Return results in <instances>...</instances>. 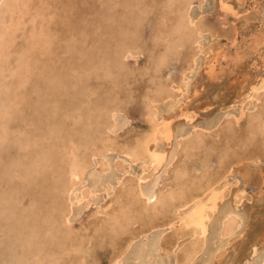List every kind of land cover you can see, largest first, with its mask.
Segmentation results:
<instances>
[{"label": "rangeland", "instance_id": "obj_1", "mask_svg": "<svg viewBox=\"0 0 264 264\" xmlns=\"http://www.w3.org/2000/svg\"><path fill=\"white\" fill-rule=\"evenodd\" d=\"M29 1H31V0H28V1L26 0V4L28 3L27 6L21 8V9H23V18L18 20L17 24L15 23L13 25L14 27L12 29H17V30L13 31L14 34H12V32H11L12 36H14V38L11 36V38L14 39L13 44H12V48L14 50L21 49L22 45H24L27 42V40H29V41L31 40L30 39V37H31L30 35L32 34L31 32H33L32 35H36L35 39H36V42L39 43V45L37 44L34 46V48L33 47L29 48V51H31V52H29L28 54L30 56L28 54L25 55L27 58L29 56V59L26 60V63L30 64L29 67L32 66L31 70H30L31 73L29 72L30 73V79L29 80H31V81H29L30 83L26 84L25 90H24L25 95H28V96H23L25 98L24 101L26 102V104L24 102H22V105H23L22 111L19 108L18 110H20L21 112L19 111L18 113H15L16 116L13 113L15 109L11 108L14 106L13 103L16 100L15 101L11 100V101H13L12 104H9V102L11 103L10 100L6 101V100H8V99H6V97H8V96L12 97L11 95L14 92H16V90H14V89H16L17 87H16L14 81L11 82V80H14V78L11 79L12 77L10 78V76H7L4 79H2V77H0V81H2V82H0L1 83L0 84V90H1L0 101L2 102L4 99H6L2 103L0 102V106H1L0 107V124H1L0 125V131L2 130L0 133V147H1L0 148V151H1L0 152V155H1L0 156V161H1L0 162V198H2V201L0 200V203H1L0 206L4 205L5 207H8V208H5V207L3 208V206H2V208L0 207L1 210L3 209L2 212H0V220L2 219V221H0V223H1L0 224V235H3V233H5L7 236L6 237L4 234V236L0 237V250H1L0 251L1 252L0 253V256H1L0 260H2L0 264H16V263L17 264H37L38 258H39V257H37L38 254H40L42 256L40 258H43V256H44L43 260L44 261L46 260V262H49V264H65V263L66 264L67 263L68 264H82V259L84 260L83 264H113L112 259L118 256V253L122 249V246L126 245L127 242H134V243H132V245L130 246L131 248L128 251H126L123 254V256L119 257L120 258L119 262H121L120 264H163V263L164 264H166V263L173 264V263H175L174 262L175 259H174L173 255H166L165 252L161 254L160 252L156 251V242L154 243L155 238L157 239L159 235L160 236L163 235L164 238L162 240V244L165 243L164 244L165 247H168V246L170 247V246L174 245L175 246L174 248H176L179 246L178 248H180L179 249L180 250V252H179L180 257H181V255H183V252H185V248L188 245L190 240L187 241L188 236H185L186 238L185 237L182 238L184 241L183 243H182L181 239L177 240V236L174 233V232H176L174 229L178 228L177 219L176 220L173 219L174 222H176V224L174 223V225H176V226L173 229L170 230L167 227L168 223L171 221V217L174 218V215H173L174 212L173 211L172 212L170 211L168 213L169 215L167 214V211H169V210H167L165 213H161V215H160V213L159 214L156 213V214L147 216V215H145L146 212L143 211V209H141L142 208L141 205L143 204V202L138 201L136 198H133L130 195L128 197H126L125 195H124V197H123V195L119 197V195H118L117 200L124 201L130 207L132 214H130L131 217L129 216L130 218L128 217V219L126 221H124V222L122 221V224L115 223L112 225L111 224L113 222V220H112L110 223V226H108L104 221L105 215L108 212L111 213L114 210H118V207H120L122 203L120 201L121 204L119 206L113 205L111 208L110 207H109V209L107 208L106 209L108 211L107 213L104 212L103 208H104L105 204H107L111 199L113 200L115 198L116 194L120 191L119 185H125V186L126 185L127 186L128 185H137L136 182H137V179L140 175L144 176L146 178V180H143V185H141L142 188L144 187V189H143L144 191H147L148 189H150L152 187L151 186L152 182H150V180L153 181V179H155V178H151V177L152 176L155 177L159 173H160L159 175L162 174L161 175L162 178H160V179L163 180V182L159 183V185L160 184L161 185H169V184H173L174 182L179 183L180 181H183V180H181V177H178L175 174H173L175 169H177V170L181 169L180 168L181 167L180 165H182L181 162H183V161L186 162L185 163L186 164V166H185L186 170L188 168L192 169L193 166H198V164H196V161H195L197 159L196 155L191 154V156H189V158L183 159L184 148H185V145L187 143H185L181 140L183 139V137H185L187 135L194 134V132H192L191 130H193V131L195 129L200 130L202 128L208 127V124H209V126H212L216 122H218V120L222 116H224L225 119L227 117H228L227 119H229V118L232 119L234 115L238 114L240 108H243V107L246 110H247V108H250L249 110L250 111L253 110L254 114L257 111L260 113L264 109V93L259 96V97H261V100L259 99L258 101L255 98L252 99V98H248V96H247L251 92L250 87L255 85L256 83H259L262 79H264V0H223L224 2H226L228 4V7L230 8V10H228V11L225 10V8H223L221 6L220 0H203V1L202 0H177V2H175L176 0H174V1L173 0H125L127 2H125L124 0H89V1L88 0H46L47 2L45 0H39V3H38V0H32L31 2H29ZM29 4H31V5H29ZM167 4H169V5H167ZM187 4H188V7L186 9ZM71 5H73V6H71ZM41 6H42V8H41ZM40 8L43 10H41ZM166 8H168V9H166ZM2 9L4 10V8L0 7V17L2 15H4V13L2 12L3 11ZM129 9H130V11H129ZM32 10H33V12H31ZM70 10H72V11H70ZM233 10H235V11H233ZM38 11H39V13L40 12L41 13L40 14L37 13ZM232 11L235 13H233ZM167 12H168V14H167ZM35 13L37 15H35ZM165 14H167V15H165ZM115 15H116V17H115ZM4 16H6V15H4ZM184 16H185V21L187 20L185 22V24L183 21H180L181 19H184ZM124 18H126L128 20H125V22H124ZM189 18H191V19H189ZM198 18L200 19L201 24H199ZM119 19H121V20H119ZM189 20L190 21L193 20L192 21L193 23L189 24ZM196 20L198 22H196ZM120 21H121V25H120ZM113 22H115V24ZM178 22H180V23H178ZM113 24H114V26H113ZM176 24H178L179 27H177L178 25L176 26ZM115 25H117V26H115ZM180 25H183L182 27L186 26L183 29L189 30V28H190L189 31L191 33L189 32L187 35L186 34L187 31L185 33L182 32L181 36L179 35V37H178L177 32H179L180 29H182V27H180ZM19 26H20V29H19ZM194 26H196V27H194ZM117 27H118V29H117ZM172 27L174 30L172 29ZM175 27H176V30H175ZM40 28H42V29H40ZM196 28L202 29V30L204 29V30H203V32H202V30H198V31L194 30ZM21 30L23 32L24 31H26V32L22 33ZM193 30H194L195 34L194 33L192 34ZM213 30H214V32H212ZM27 31H29V34ZM93 31H94V33H93ZM172 32L175 33L176 35L173 34ZM163 33L167 34V36H168V33L170 34L167 41L162 39L161 35ZM222 33H223V36L219 35ZM19 34H20V36L17 37ZM38 34H40V36ZM41 34H43L44 36ZM48 34H50L49 37H51V38L48 37ZM182 34H183V37H182ZM197 34L198 35L200 34L201 36H198ZM186 36H188V37H186ZM47 37H48V39H47ZM40 38H41V40H40ZM52 38H53V40L50 41ZM42 39H44L45 41ZM59 39H61V40H59ZM191 39H193V40H191ZM54 40L56 41V43L54 42ZM188 40H190V41H188ZM22 41H24L25 43L24 42L22 43ZM163 41H165L166 43ZM192 41H193V43H192ZM42 42H43V44H41ZM98 42H100V44ZM168 42H170V43H168ZM190 42H191V44H190ZM45 43H47V44L45 45ZM48 43H49V45H48ZM195 43H196V45H195ZM113 44L115 45V47H117L116 49H115V47H113L114 46ZM161 44H162V47H161ZM165 44H166V46H165ZM192 44H193V46H192ZM57 45L60 46V48ZM108 45H110V46H108ZM179 45H180V47L182 46L181 47L182 49L179 47ZM55 46H57V47L55 48ZM164 46L165 47L168 46V48H170V49L172 48V52H168L167 62L165 63V65H162L160 67V69L157 70V69H155L156 66L154 64H155V61H156L158 55H161L163 53L166 54V52H164ZM191 46H192V49H191ZM102 49L104 50V52H102L103 51ZM128 49L132 50V51L136 50L135 52H138V53H135L133 56H130V55L126 56ZM37 50L40 52V54H38L39 52ZM100 50H102V51L100 52ZM116 50H119V51H116ZM190 50H192V51H190ZM113 52H115L118 55H116L115 53L113 54ZM50 54H51V56H50ZM124 54H125V56H123ZM169 55H170V57H169ZM22 56H20V57H22ZM125 57L127 59H125ZM30 58L32 60H30ZM77 58H78V60H77ZM12 60L13 59H11V61ZM50 60H52L53 62L51 63ZM100 60H101V62H100ZM102 60H103V62H102ZM211 60H212V62H211ZM215 60H216V62L214 63ZM84 62H85V64H83ZM207 62L210 64H208ZM33 63L37 64V65H33ZM113 64H114V66H113ZM148 64L149 65L151 64V65L149 66ZM46 65L48 67H46ZM210 67H213L215 70V73H216V74H214V77H212V78L211 77L209 78L208 73H207ZM82 68H83V70H82ZM101 68H102V70H101ZM109 68H111V69H109ZM119 68L121 70L124 68V70L121 71ZM185 68H186V70H185ZM190 69L192 72L190 71ZM125 70H128V71H125ZM49 71L52 74H50ZM37 72H39V75L37 74ZM127 73H128V75H127ZM182 75H184V76H182ZM167 76H169V77H167ZM172 77L174 80L172 79ZM64 78H66V79H64ZM56 79H58V80H56ZM50 80H51V82H50ZM155 80L156 81L159 80V81L156 82ZM110 82H112L113 84ZM9 83H11V85ZM88 83L90 86L88 85ZM6 84H8V85H6ZM110 84H112L111 86H113V87H110ZM167 84H168L169 88L167 87ZM161 85L163 87H166L167 90L170 89L169 90L171 92V94L169 95L170 98H165V99L163 98L164 95H163V93H161V90L163 89V87ZM178 86H180L182 89L177 90ZM187 86H188V88H187ZM8 87H10V88H8ZM71 88H74V89H71ZM110 89L113 91H110ZM28 90H32V91H28ZM50 90L55 91V92L52 91L54 96L51 94ZM68 90H69V92H68ZM71 90H73V91H71ZM181 90H183V91H181ZM10 91H14V92H10ZM58 91H60L61 93ZM107 91H109V92H107ZM172 92H174L175 94H173ZM31 93H32V95L34 94L33 96H36V97H34L35 99L32 98L33 96L31 97ZM44 93H46V94H44ZM92 93H93V95H92ZM106 93L111 94V95L108 94L109 96H111V98L108 95H106ZM47 94L50 95L51 97H49ZM62 95L65 97L62 98L63 97ZM43 96H45V97L48 96L47 98H49V99L42 98ZM57 96L58 97L61 96L62 99L59 97V100H57L58 99ZM117 96H118V98H117ZM178 96H179V98H178ZM106 97L109 99L107 100ZM114 97L116 100L114 99ZM68 98H70V99H68ZM181 98H182V100H181ZM42 99H43V101H42ZM44 99L46 101H44ZM245 99H246V101H245ZM152 100L154 101L153 105L151 104ZM35 101H37V102H35ZM77 102L78 103L80 102V103L78 104ZM88 102H89V105H88ZM254 102H256V103H254ZM30 103H31V105H29ZM40 103H42V104H40ZM47 103H48V105L50 104L51 106H53L52 109L54 108L55 111L51 109V106L50 107L46 106V107L50 108V109L48 108V110L46 111L45 109H47V108L44 107V105H46ZM55 103H57V104H55ZM98 103L100 105H98ZM34 104H37V106L35 108V109H38L37 113L38 114H40L39 112L44 113L43 110H45V114L48 115L47 116L48 118L42 119L43 117H41V116H44L45 114H42V115L40 114V117L38 119L39 122L34 123L33 121H35V120L38 121L37 120L38 115H36L37 113L34 109V107H35ZM80 104H82V106H84V107H82ZM85 104H86V106H85ZM126 104H128V105H126ZM176 104H178V105H176ZM8 105H10V106H8ZM60 105H61V107H60ZM67 105H69V106H67ZM126 106H128V107H126ZM172 106H174V108H175L174 110H172L173 109ZM8 107H9V109H8ZM27 107L31 108L32 111L29 108L27 109ZM62 107L63 108L66 107L65 109H67V110L69 107L68 112H67V110L63 109ZM71 107H73V108H71ZM141 107L143 108L144 111L142 110ZM252 107H254V108L252 109ZM61 108L63 109L64 113L61 111L62 110ZM96 108L97 109L100 108V110H97ZM102 108L105 110H103ZM255 108H256V110H255ZM2 109L4 112L2 111ZM10 109H13V110H10ZM49 110H52V111H49ZM59 110L61 111L60 112L61 114L58 112ZM87 110H89V112ZM96 110L99 113L94 114V112H97ZM151 110L155 114L154 121L151 118L152 117L151 116ZM179 110H183V111L187 110L186 112H188V114H190L192 116L191 119H193V118L194 119L193 120H185L184 117H182V116L180 117V114H179L180 111ZM249 110H247L246 112H249ZM26 111L28 112V114ZM53 111H54V114H53ZM74 111H75V113L76 112H78V113L75 114ZM100 111L102 113H100ZM31 112H34L35 114L31 113ZM65 112H67V113H65ZM140 112H143V113H140ZM21 113H22V115H21ZM107 113H109V116ZM25 115H26V117H24ZM46 115L44 117H46ZM82 115L84 117L87 115L86 120H83L84 117L81 118ZM143 115H144V117H142ZM169 115H173V116H169ZM27 116H30V118ZM32 116H33V118H32ZM50 116H52L51 117L52 119L50 118ZM105 116H107V117H105ZM77 117L80 119H77ZM92 117H93V119H91ZM174 117H175V119H174ZM244 117L245 116H243L241 119L240 128H237L238 131H237V137H236V141H235L236 147L233 146V148L230 150L229 153L234 152V153H236V155L247 156L248 154H250V152L251 153L255 152L256 154H258L260 156V160L256 164L250 163V162H248V160L244 162L245 164H240V165L237 164V165H235V167L237 169L235 171H233L234 174L233 173H230V175L228 174L230 176L229 181H231L232 180V177H231L232 174L235 175L237 178L238 177L241 178V175H242V178H244V176H243V171L245 170L244 168L250 169V171H251L250 178L251 179L247 180L245 182L242 181V179H240V182H242V184H244V186H245V188L243 187V194H242L243 196L241 199V201L242 202L244 201V203L242 205H240L241 203L238 206L236 205V203L234 202V196L233 195L235 194L237 189L242 190L241 189L242 186L240 188V187H236L237 185L236 186L232 185V186H234L233 190L231 188L229 193L224 197L223 201L218 205L219 209L217 211L215 219L212 221V223L209 226V233H208V239H207V245H206L207 250L204 254H202L200 257H198L194 261V264H205V263L206 264H226V262H227V264H258V263L262 264V262L264 261V156H263L264 155V140L261 137L262 134L257 133L258 135H256V133H254L253 131L250 132L251 128L247 125ZM28 118H29V120H28ZM63 118H64V120H63ZM65 118L68 119V121ZM41 119H42V121H40ZM46 119H48L49 121ZM73 119H74V122L76 123V125H75V123H73ZM108 119H109V121H105ZM90 120L94 121L95 127H93L94 124H93V122L91 123ZM162 120H167V121L171 122V127H172L173 135H174L172 137V139L174 138L173 140L171 139V141L162 144V149H163V151H165V154H167V155L169 154V156H171V153H169V152L171 151L172 148H170V147H173V148L176 147L175 144L177 143V140L181 142V145L178 146V149H176V151L174 152V153H176V155H175L176 159H174V161H173L174 163L172 164V166L170 168H168V174H167V172L162 173L161 169H159L160 171L156 170V171L152 172V170L149 167H145V165L143 163H141L140 160L133 161V159L128 158L127 156L124 155L125 154L124 151H126L125 150L126 147L129 148V146H130V148H131V147H134L135 145H137V143L139 141L143 140L144 137H142V136H147V133L150 130L149 128H151L152 124L158 123V122L161 123ZM46 121H48V122H46ZM51 121L54 122L52 124L53 127L50 123ZM84 121H85V123H84ZM96 121H98V122L96 123ZM26 122H27V124H26ZM41 122H42V125H41ZM103 122H105V123L103 124ZM106 122H107V124H106ZM131 122H132V124H131ZM137 122H139V123H137ZM10 123H11L12 127L10 126ZM31 123H32V125H31ZM48 123H50V124H48ZM78 123H79V125H78ZM114 123L119 124V128L116 131H114L112 129H111L112 131L109 130ZM44 124H46L47 126L49 125L48 128ZM84 124H85V126H84ZM91 125H92L93 129H91L92 128ZM97 125H101V126L104 125L102 128V130L104 129L102 131L103 133L101 132L102 135L100 134L102 137L98 136L99 132L101 131L100 130L101 127L98 126L100 128L98 130ZM105 125H107L106 128H104ZM7 126L9 127L8 129H7ZM121 126H122V128H121ZM142 127H144L143 130H142ZM146 127H149L148 128L149 130L146 129ZM192 127H195V129H193ZM18 128L21 130H19ZM51 128H54V129H51ZM88 128H89V131L91 129V131H90L91 134H88V132H89ZM95 128H96V130H98L97 131L98 133L96 132L98 135L94 134L95 132L92 135V131H94ZM83 129H84V132H83ZM35 130L37 131V133ZM39 130H41L42 132ZM85 130L87 131V134L85 133L86 132ZM10 131H12V132L10 133ZM28 131L30 134L28 133ZM248 131H249V133H248ZM13 132L18 133L19 136H18V134L14 135ZM54 132H55V134H54ZM181 132H183V134H184V136H182V137L179 136L182 134ZM207 132H209V134H211L213 131L211 132V130L208 129ZM4 133H7V134L4 135ZM12 133H13V137H12ZM27 133H28V135H27ZM69 133L71 136L69 135ZM83 133L85 136L83 135ZM106 133H107V135H106ZM120 134H121V136H120ZM91 135L93 138L91 137ZM103 135H106L107 137L106 136L103 137ZM14 136H16V138ZM29 136H31V137H29ZM42 136H43V138H42ZM27 137H29V138L27 139ZM67 137H68V139H67ZM221 137H223V138L219 142L214 143L213 139L211 137L206 138V142H207V144H210L211 146L215 145L217 147V149L220 148L222 150V149H224L225 140H224V136L222 134H221ZM17 138H19V139H17ZM106 138L108 141L106 140ZM25 139H27V143H26ZM29 139L31 142L28 141ZM92 139H93V142L91 143L90 141H92ZM99 139H101V140H99ZM103 139H105V140H103ZM24 140H25V142H24ZM134 140L135 141L139 140V141L135 142ZM77 141L80 143H78ZM95 141H97V142H95ZM47 142L48 143L50 142L49 143L50 145ZM87 142L90 143L91 146H89V144ZM170 142H172L173 144ZM35 143H36V145H35ZM37 143L40 147L37 145ZM102 143H103V145H102ZM104 143H105V145H104ZM95 144H97L98 147L95 146ZM125 145H126V147H125ZM151 145L152 144H150V146ZM43 146H44V148H43ZM106 146L111 148L107 152L104 151V148ZM9 147H10V149H9ZM22 147H23V149H22ZM24 147H26V148H24ZM201 147H202V150H201ZM51 148H52V150H51ZM69 148H70L71 152H70V150H68ZM98 148L101 149L100 150L101 152L98 150ZM206 148L209 149V146L206 147V146L202 145L197 150V151H199L198 155L200 154L199 155L200 159H202V155H204V152H208L207 150H205ZM59 149L61 151H59ZM17 150H18V152H17ZM66 150H68V152ZM96 150H98V153H96L97 152ZM13 151H15V152H13ZM72 151H73V154L78 156V158L84 159L86 157L84 159V162H86V159H87L86 163L83 162V164L85 165V170L83 172V175L80 177L81 179L75 181L77 183L76 185H81L79 187H81L82 190L84 189L83 193L86 197H85V199H83V201H80L78 203H73L72 206L70 207L71 208L70 209L69 207H67L68 203H66V201H65L67 196L64 195L65 192H63V191L67 188V185H70L69 174H68V172H69V163L68 162H70L71 157L74 156L72 154ZM92 151L93 152L96 151L95 153L98 154L97 155L98 157L93 158L91 155ZM118 151H119V153H117ZM193 151L194 150L191 149V152H193ZM2 152L3 153L5 152V153L3 154ZM7 152H8V154H7ZM10 152H11V154H10ZM61 152H62V155H61ZM64 152L67 153L66 156H65ZM112 152H114V153H112ZM68 153H70V154H68ZM56 154H57V156H56ZM33 155H34V157H33ZM101 155H104V156H101ZM123 155H124V157H123ZM69 156H71V157H69ZM232 156L234 157V154ZM4 157H5V159H4ZM62 157H64V158H62ZM102 157H104V158H102ZM194 157H195V159H194ZM126 158H128V159H126ZM38 159H39L40 163L38 162ZM60 159H62V161ZM92 159H93V161H92ZM168 159H169V157H168ZM14 160H16V161H14ZM63 160H65V161H63ZM33 161H35V162H33ZM188 161H189V163H188ZM200 161L201 160H199V163H200ZM42 162H44L47 165L44 166L45 164L43 163L44 165H42V166H40V168H38L39 167L38 165H41ZM113 162H117V163L119 162V163L117 164V163H113ZM121 162H126V163H122L123 164L122 165ZM15 163H17V164H15ZM22 163L25 166H23ZM99 163L105 164L106 167H101L102 165L100 166ZM55 164H56V166H55ZM52 165H54L55 167ZM59 165L61 166V168ZM94 165H96V167ZM26 166L28 167V170L30 169L29 170L30 172L26 171L27 170ZM31 166H34L35 168L34 167L31 168ZM41 167L43 170L41 169ZM16 168H19V169H16ZM33 168H34L35 173H34V171H32ZM39 169H41V171ZM51 169L52 170L55 169V170H53V173H52ZM58 169H60V170L58 171ZM45 170H46V172H45ZM9 172H12V173H9ZM15 172H17V173H15ZM22 172H24V173H22ZM58 172L59 173L62 172V174L61 173L57 174ZM139 172H141V173L139 174ZM37 173L39 174V176H42V177H38V175H36ZM146 173H148V174H146ZM181 173L182 172H180V174ZM21 174L22 175L24 174V177ZM31 174H33V175H31ZM46 174H48V175L46 176ZM137 174H138V176H137ZM135 175H136V177H135ZM173 175L176 176L177 181L175 179H173ZM52 176H53V178H52ZM60 176H61V178H60ZM146 176H148V177L150 176V177L147 179ZM34 177H36V178H34ZM56 178H57V180H56ZM178 178H179V180H178ZM244 179L246 180V178H244ZM83 180H85V181H83ZM205 182H206V179L199 180L200 185H205ZM37 184H38V187H36ZM6 185H7V187H6ZM105 185H115L114 186L115 187L114 193L108 195L106 193V191H104V189H103V187H105ZM8 186L12 188V189L10 188L12 191L10 189L7 190ZM96 186H97V188H99V190L96 188ZM149 186H151V187H149ZM24 189H26V190H24ZM46 189H48V190H46ZM91 190L92 191L94 190L93 194L91 192H89ZM16 191H19V193L18 192L16 193ZM20 191H21V194H20ZM125 191H126V189H125ZM22 192H23V194H22ZM32 192H34L35 194L37 192V194H38V195L36 194L35 199L33 197L35 194ZM42 192H43V194L41 195ZM47 192L49 194H46ZM109 192H110V190H109ZM10 193H12V194H10ZM126 193H128V192H125V194ZM30 195L33 198H31ZM43 195H45V197H43L42 200H40ZM2 196L6 197V198L3 199ZM52 196L54 198L51 200L50 198H52ZM232 196H233V198H232ZM70 197H72V195ZM89 198H91V199H89ZM185 198H187V196H185ZM44 199H46L47 204L44 202L45 201ZM245 200H247V201H245ZM4 201H6V202H4ZM13 201L14 202L16 201L15 204ZM30 201H31V203H30ZM35 201H37V202H35ZM67 201H68V198H67ZM85 201H87V202H85ZM89 201H90V203H89ZM21 202H22V204H20ZM39 202H40V204H39ZM33 205H35V206L33 207ZM16 206H17V208H16ZM53 206H59V207H55L56 209L54 210V209H51ZM23 207L26 209H24ZM36 207H37V209H36L37 217L35 214V208ZM39 207L43 210L39 209ZM68 208L71 212V215L73 216V217H71L70 223L68 225L66 224V226H64V225L62 226L60 224H55L56 226L53 225V223H54L53 221H55V219L58 217V215H60V212L67 210ZM4 209L5 210L10 209L9 213L7 214L8 210L4 211ZM126 209L128 210V208H126ZM15 210H17V212ZM171 210H173V208ZM21 211H23V212H21ZM136 211H137V213H136ZM226 211L236 212L240 216L241 222H240L239 227L237 228V233H235L236 236L234 235V237L231 239L230 243L226 246L227 249H224V251H222V253L220 255L213 257L212 251L214 252L216 247H219L220 245L224 247L223 244L226 242L225 241L226 238L225 237L222 238L218 234V229H219L218 228L219 227V219L218 218L221 215H223ZM20 212H21V214H20ZM38 212H40L41 214ZM141 213H144V215ZM138 214H139V216H138ZM132 215H133V217L135 216L136 219H134L132 217ZM19 216L22 217L23 219L20 218ZM27 216L32 217V219L27 217ZM7 217L8 218L10 217V219L12 218L11 219L12 222ZM25 218L27 220H29V223L30 222L31 223L30 224L27 223L28 221ZM37 218H39V219H37ZM138 218H140L142 221L139 220ZM166 218H168V219H166ZM37 220H38V222H37ZM143 220H144V222H143ZM16 221H17V223H16ZM163 222H164V224H163ZM10 223H11V225H9ZM12 226H13V228H12ZM33 226H34V228H33ZM40 226H42V228ZM48 227H49V231H47ZM125 227L126 228L128 227V228L126 229ZM166 227H167V229H166ZM37 228L38 229L41 228V229L38 230ZM116 228H118V229H116ZM142 228H143V230L141 231ZM29 229L31 230L32 233L30 232ZM161 229L162 230L164 229V230L162 231ZM50 230H52V231H50ZM121 231H122V233H121ZM50 232H51L52 236L50 235ZM52 232H53V234H52ZM77 232H78V234H77ZM35 233H36V236L34 235ZM119 233L121 235H119ZM123 233H125V234H123ZM82 234H84V235H82ZM53 235L55 236V239H57V238L58 239L55 240ZM130 236H131V238H130ZM25 237H27V239ZM28 237H29V239H28ZM102 237H103V239H102ZM106 237H107V239H106ZM116 237L118 239H116ZM66 238H68V239L66 240ZM111 238H112V240H111ZM122 238H124V239H122ZM168 238L171 240H167ZM38 239H39V241H38ZM119 239H120V241H119ZM133 239L136 241H134ZM15 240H17V243ZM115 240H117L119 243ZM48 242H50V244ZM11 243L12 244L14 243V245H12ZM45 243H46V245H45ZM1 244H2V246H1ZM65 244H67V245H65ZM180 244H182V245H180ZM183 244H184V246H183ZM89 245H90V247H89ZM117 248H118V251L116 250ZM6 250L8 251V254H7ZM41 250L43 253H41ZM9 251L10 252L13 251V252L10 253ZM52 251L61 252L62 257L59 260L56 259V256L54 257V255L51 254ZM69 253H71V254H69ZM236 255L237 256L240 255V256L237 257ZM24 257H25V259H24ZM48 257H50V258H48ZM10 258L12 261L10 260ZM12 258H14V259H12ZM239 258H241V259H239ZM230 259H231V261H230ZM57 261L58 262L60 261V263H58ZM260 261H262V262H260ZM115 264H117V263H115Z\"/></svg>", "mask_w": 264, "mask_h": 264}, {"label": "bare ground", "instance_id": "obj_2", "mask_svg": "<svg viewBox=\"0 0 264 264\" xmlns=\"http://www.w3.org/2000/svg\"><path fill=\"white\" fill-rule=\"evenodd\" d=\"M28 1V0H27ZM32 1V0H31ZM31 1H29V2H31ZM46 1V0H45ZM44 1V2H45ZM89 1V0H88ZM125 1V0H124ZM174 1V0H173ZM203 1V0H202ZM35 2V1H34ZM41 2V1H40ZM47 2V1H46ZM63 2V1H62ZM125 2H127V1H125ZM168 2V1H167ZM175 2H177V0L175 1ZM237 2V1H236ZM38 3H39V0H38ZM37 3V4H38ZM28 4V3H27ZM27 4H26V0H0V7H2V8H4V10L2 11L3 13H4V15H6V16H4V15H2L1 17H0V77H2V79H4L5 77H7V76H10V78L11 79H13L14 78V80H11V82H13L14 81V83H15V85H16V89H14V90H16V92H14V91H10V92H14L11 96L12 97H10V96H8V97H6V99H8V100H6V99H4V100H6V101H11V100H16L13 104H14V106L13 107H11V108H13V109H15L14 110V114L15 113H18L20 110L22 111V108H23V105H22V102H24L25 104H26V102L24 101L25 100V98L23 97V96H28V95H25V93H24V90H25V86H26V84L27 83H30L29 81H31V80H29L30 79V73H31V67H29V65L30 64H28V63H26V60L27 59H29V52H31V51H29V48L30 47H33L34 48V46L35 45H39V43H37L36 42V39H35V36L36 35H32L33 34V32H31L32 34L30 35L31 37H30V41L29 40H27V42L25 43L24 41H22V43L24 42L25 44L24 45H22V47H21V49H18V50H14L13 48H12V44H13V38H14V36H12V34H14L13 33V31H15V30H17V29H12L14 26V24L16 23L17 24V22H18V20H20L21 18H23V9H21L22 7H26L27 6ZM42 4V3H41ZM106 4V3H105ZM189 4V3H188ZM188 4H187V6H186V9H187V7H188ZM220 4H221V6L223 7V8H225V10H230V8L228 7V4L226 3V2H224L223 0H220ZM29 5H31V4H29ZM39 5V4H38ZM48 5V4H47ZM167 5H169V4H167ZM71 6H73V5H71ZM84 6V5H83ZM107 6V5H106ZM103 7V6H102ZM129 7V6H128ZM183 7V6H182ZM190 7V6H189ZM39 8V7H38ZM41 8H42V6H41ZM40 8V9H41ZM50 8V7H49ZM59 8V7H58ZM57 8V9H58ZM107 8V7H106ZM121 8V7H120ZM127 8V7H126ZM185 8V7H184ZM35 9V8H34ZM37 9V8H36ZM47 9V8H46ZM166 9H168V8H166ZM190 9V8H189ZM255 9V8H254ZM38 10V9H37ZM36 10V11H37ZM41 10H43V9H41ZM55 10V9H54ZM59 10V9H58ZM97 10V9H96ZM70 11H72V10H70ZM126 11V10H125ZM129 11H130V9H129ZM233 11H235V10H233ZM232 11V12H233ZM29 12V11H28ZM27 12V13H28ZM31 12H33V10L31 11ZM246 12V11H245ZM37 13H39V11L37 12ZM41 13V12H40ZM39 13V14H40ZM185 13V12H184ZM233 13H235V12H233ZM71 14V13H70ZM108 14V13H107ZM122 14V13H121ZM167 14H168V12H167ZM167 14H165V15H167ZM35 15H37L36 13H35ZM201 15V14H200ZM54 16V15H53ZM121 16V15H120ZM197 16V15H196ZM115 17H116V15H115ZM122 17V16H121ZM204 17V16H203ZM36 18V17H35ZM52 18V17H51ZM103 18V17H102ZM111 18V17H110ZM119 18V17H118ZM163 18V17H162ZM161 18V19H162ZM183 18V17H182ZM197 18V17H196ZM200 18V17H199ZM198 18V19H199ZM34 19V18H33ZM95 19V18H94ZM122 19V18H121ZM121 19H119V20H121ZM189 19H191V18H189ZM104 20V19H103ZM118 20V21H119ZM125 20H128V19H126V18H124V22H125ZM36 21V20H35ZM180 21H183L184 22V24H185V22L187 21H185V16H184V19H181ZM193 21V20H192ZM192 21H190L189 20V24H191V23H193ZM202 21V20H201ZM40 22V21H39ZM107 22V21H106ZM196 22H198L197 20H196ZM195 22V23H196ZM22 23V22H21ZM114 24H115V22H113ZM129 23V22H128ZM178 23H180V22H178ZM112 24V23H111ZM114 24H113V26H114ZM198 24V23H197ZM199 24H201L200 23V19H199ZM34 25V24H33ZM110 25V24H109ZM118 25V24H117ZM117 25H115V26H117ZM120 25H121V21H120ZM178 24H176V26H177ZM187 25V24H186ZM112 26V27H113ZM183 25H180V27H182ZM35 27V26H34ZM99 27V26H98ZM177 27H179V25L177 26ZM186 27V26H185ZM185 27H182V29H180V31L179 32H177L178 34H177V36L179 37V35L181 36V33L182 32H186V34L188 35V33L190 32L189 30H190V28H189V30H187V29H183V28H185ZM188 27V26H187ZM194 27H196V26H194ZM114 28V27H113ZM120 28V27H119ZM124 28V27H123ZM122 28V29H123ZM208 28V27H207ZM19 29H20V26H19ZM25 29V28H24ZM40 29H42V28H40ZM96 29V28H95ZM117 29H118V27H117ZM172 29H173V27H172ZM192 29V28H191ZM209 29V28H208ZM34 30V29H33ZM86 30V29H85ZM174 30V29H173ZM175 30H176V27H175ZM194 30H202V29H194ZM194 30H193V32H192V34L194 33ZM204 30V29H203ZM203 30H202V32H203ZM22 31V30H21ZM40 31V30H39ZM43 31V30H42ZM45 31V30H44ZM74 31V30H73ZM95 31V30H94ZM94 31H93V33H94ZM98 31V30H97ZM104 31V30H103ZM119 31V30H118ZM144 31V30H143ZM169 31V30H168ZM167 31V32H168ZM178 31V30H177ZM11 32H12V34H11ZM24 32H26V31H24ZM23 31H22V33H24ZM28 32V34H29V31H27ZM71 32V31H70ZM120 32V31H119ZM196 32V31H195ZM201 32V31H200ZM211 32V31H210ZM212 32H214V30L212 31ZM19 33V32H18ZM173 33V32H172ZM191 33V32H190ZM27 34V35H28ZM37 34V33H36ZM123 34V33H122ZM121 34V35H122ZM173 34H175V33H173ZM191 34V35H192ZM195 34V33H194ZM214 34V33H213ZM216 34V33H215ZM16 35V34H15ZM26 35V34H25ZM39 36H40V34H38ZM41 35H43V34H41ZM49 35L50 34H48V37H49ZM103 35V34H102ZM169 33H168V36H167V34H162L161 36H162V39L163 40H165V41H167L168 40V37H169ZM176 35V34H175ZM190 35V36H191ZM198 35V34H197ZM219 35H222L223 36V33L222 34H219ZM227 35V34H226ZM11 36L13 37V38H11ZM20 36V34L17 36V37H19ZM44 36V35H43ZM59 36V35H58ZM100 36V35H99ZM194 36V35H193ZM198 36H201L200 34L198 35ZM48 37H47V39H48ZM56 37V36H55ZM122 37V36H121ZM173 37V36H172ZM177 37V38H178ZM182 37H183V34H182ZM186 37H188V36H186ZM192 37V36H191ZM190 37V38H191ZM49 38H51V37H49ZM54 38V37H53ZM53 38L50 40V41H52L53 40ZM94 38V37H93ZM98 38V37H97ZM104 38V37H103ZM181 38V37H180ZM195 38V37H194ZM26 39V38H25ZM24 39V40H25ZM183 39V38H182ZM199 39V38H198ZM20 40V39H19ZM40 40H41V38H40ZM42 40H44V39H42ZM59 40H61V39H59ZM68 40V39H67ZM85 40V39H84ZM105 40V39H104ZM185 40V39H184ZM191 40H193V39H191ZM201 40V39H200ZM199 40V41H200ZM45 41V40H44ZM69 41V40H68ZM100 41V40H99ZM165 41H163V42H165ZM188 41H190V40H188ZM54 42L56 43V41L54 40ZM106 42V41H105ZM114 42V41H113ZM198 42V41H197ZM201 42V41H200ZM63 43V42H62ZM99 44H100V42H98ZM110 43V42H109ZM108 43V44H109ZM144 43V42H143ZM166 43V42H165ZM168 43H170V42H168ZM183 43V42H182ZM188 43V42H187ZM192 43H193V41H192ZM41 44H43V42L41 43ZM47 43H45V45H46ZM60 44V43H59ZM66 44V43H65ZM91 44V43H90ZM115 44V43H114ZM113 44V45H114ZM179 44V43H178ZM190 44H191V42H190ZM189 44V45H190ZM48 45H49V43H48ZM56 45V44H55ZM92 45V44H91ZM94 45V44H93ZM107 45V44H106ZM112 45V44H111ZM116 45V44H115ZM115 45L113 46V47H115ZM169 45V44H168ZM181 45V44H180ZM180 45H179V47H180ZM195 45H196V43H195ZM51 46V45H50ZM58 46V45H57ZM57 46H55V48L57 47ZM108 46H110V45H108ZM165 46H166V44H165ZM164 46V52H166V54H161V55H158L157 56V59H156V61H155V66H156V68L155 69H160V67L162 66V65H165V63L167 62V58H168V56H167V54H168V52H172V48L170 49V48H168V46L167 47H165ZM172 46V45H171ZM170 46V47H171ZM192 46H193V44H192ZM192 46H191V49H192ZM52 47V46H51ZM50 47V48H51ZM59 48H60V46H58ZM91 47V46H90ZM100 47V46H99ZM161 47H162V44H161ZM174 47V46H173ZM178 47V46H177ZM182 47V46H181ZM180 47V48H181ZM195 47V46H194ZM43 48V47H42ZM101 48V47H100ZM117 47H115V49H116ZM93 49V48H92ZM109 49V48H108ZM107 49V50H108ZM119 49V48H118ZM136 49V48H135ZM182 49V48H181ZM197 49V48H196ZM53 50V49H52ZM51 50V51H52ZM56 50V49H55ZM59 50V49H58ZM91 50V49H90ZM103 50V49H102ZM102 50H100V52L102 51ZM112 50V49H111ZM204 50V49H203ZM202 50V51H203ZM38 51V50H37ZM114 51V50H113ZM116 51H119V50H116ZM136 51V50H135ZM135 51H132V50H129L128 49V51H127V54H126V56L127 55H130V56H133L135 53H138V52H135ZM154 51V50H153ZM176 51V50H175ZM190 51H192V50H190ZM39 52V51H38ZM47 52V51H46ZM102 52H104V50L102 51ZM111 52V51H110ZM200 52V51H199ZM18 53V54H17ZM115 52H113V54H114ZM184 53V52H183ZM195 53V52H194ZM215 53V52H214ZM16 54V55H15ZM29 55L28 56V58L25 56V55ZM38 54H40V52L38 53ZM64 54V53H63ZM109 54V53H108ZM112 54V55H113ZM116 54V53H115ZM122 54V53H121ZM120 54V55H121ZM23 55V56H22ZM33 55V54H32ZM116 55H118V54H116ZM141 55V54H140ZM209 55V54H208ZM207 55V56H208ZM20 56H22V57H20ZM40 56V55H39ZM38 56V57H39ZM42 56V55H41ZM45 56V55H44ZM50 56H51V54H50ZM122 56V55H121ZM123 56H125V54L123 55ZM178 56V55H177ZM206 56V55H205ZM49 57V56H48ZM47 57V58H48ZM169 57H170V55H169ZM174 57V56H173ZM217 57V56H216ZM43 58V57H42ZM79 58V57H78ZM78 58H77V60H78ZM120 58V57H119ZM178 58V57H177ZM11 59H13L12 61H11ZM125 59H127L126 57H125ZM212 59V58H211ZM30 60H32L31 58H30ZM57 60V59H56ZM83 60V59H82ZM51 61V63L53 62L52 60H50ZM113 61V60H112ZM123 61V60H122ZM177 61V60H176ZM43 62V61H42ZM100 62H101V60H100ZM102 62H103V60H102ZM211 62H212V60H211ZM216 62V60L214 61V63ZM36 63V62H35ZM50 63V64H51ZM113 63V62H112ZM125 63V62H124ZM123 63V64H124ZM150 63V62H149ZM196 63V62H195ZM208 63V62H207ZM49 64V63H48ZM57 64V63H56ZM83 64H85V62L83 63ZM89 64V63H88ZM100 64V63H99ZM152 64V63H151ZM150 64V65H151ZM208 64H210V63H208ZM33 65H37V64H34L33 63ZM87 65V64H86ZM92 65V64H91ZM149 65V64H148ZM149 65V66H150ZM56 66V65H55ZM109 66V65H108ZM113 66H114V64H113ZM123 66V65H122ZM211 66V65H210ZM214 66V65H213ZM46 67H48L47 65H46ZM36 68V67H35ZM92 68V67H91ZM90 68V69H91ZM112 68V67H111ZM111 68H109V69H111ZM122 68V67H121ZM136 68V67H135ZM44 69V68H43ZM49 69V68H48ZM85 69V68H84ZM118 69V68H117ZM120 69V68H119ZM127 69V68H126ZM163 69V68H162ZM169 69V68H168ZM167 69V70H168ZM50 70V69H49ZM82 70H83V68H82ZM101 70H102V68H101ZM121 70V69H120ZM122 70H124V68L122 69ZM121 70V71H122ZM185 70H186V68H185ZM76 71V70H75ZM87 71V70H86ZM98 71V70H97ZM118 71V70H117ZM125 71H128V70H125ZM147 71V70H146ZM190 71H191V69H190ZM30 72V73H29ZM35 72V71H34ZM169 72V71H168ZM192 72V71H191ZM29 73V74H28ZM49 73H50V71H49ZM65 73V72H64ZM85 73V72H84ZM91 73V72H90ZM126 73V72H125ZM208 76H209V78L211 77H214V74H216L215 73V70H214V68L213 67H210L209 68V70H208ZM37 74L39 75V72H37ZM41 74V73H40ZM50 74H52V73H50ZM95 74V73H94ZM104 74V73H103ZM168 74V73H167ZM166 74V75H167ZM188 74V73H187ZM61 75V74H60ZM85 75V74H84ZM98 75V74H97ZM111 75V74H110ZM113 75V74H112ZM127 75H128V73H127ZM160 75V74H159ZM87 76V75H86ZM91 76V75H90ZM172 76V75H171ZM174 76V75H173ZM182 76H184V75H182ZM189 76V75H188ZM46 77V76H45ZM88 77V76H87ZM92 77V76H91ZM114 77V76H113ZM126 77V76H125ZM167 77H169V76H167ZM187 77V76H186ZM41 78V77H40ZM57 78V77H56ZM89 78V77H88ZM180 78V77H179ZM48 79V78H47ZM64 79H66V78H64ZM104 79V78H103ZM172 79H173V77H172ZM189 79V78H188ZM56 80H58V79H56ZM88 80V79H87ZM165 80V79H164ZM174 80V79H173ZM187 80V79H186ZM185 80V81H186ZM64 81V80H63ZM104 81V80H103ZM108 81V80H107ZM156 81V80H155ZM157 81H159V80H157ZM156 81V82H157ZM0 82H2V81H0ZM44 82V81H43ZM50 82H51V80H50ZM109 82V81H108ZM39 83V82H38ZM37 83V84H38ZM92 83V82H91ZM110 83H112V82H110ZM136 83V82H135ZM153 83V82H152ZM1 84V83H0ZM10 85H11V83H9ZM113 84V83H112ZM112 84H110V87H113V86H111ZM139 84V83H138ZM156 84V83H155ZM189 84V83H188ZM6 85H8V84H6ZM74 85V84H73ZM88 85H89V83H88ZM186 85V84H185ZM71 86V85H70ZM90 86V85H89ZM162 86V85H161ZM181 86V85H180ZM180 86H178L177 87V90H179V89H182ZM184 86V85H183ZM250 86V85H249ZM248 86V87H249ZM5 87V86H4ZM15 87V86H14ZM33 87V86H32ZM60 87V86H59ZM87 87V86H86ZM144 87V86H143ZM163 87V86H162ZM167 87H168V84H167ZM6 88V87H5ZM4 88V89H5ZM8 88H10V87H8ZM12 88V87H11ZM24 88V89H23ZM54 88V87H53ZM61 88V87H60ZM166 87H163V89L161 90V93H163V95H164V99L165 98H170L169 97V95L171 94V92L169 91V90H167V88L165 89ZM169 88V87H168ZM173 88V87H172ZM187 88H188V86H187ZM3 89V88H2ZM31 89V88H30ZM56 89V88H55ZM71 89H74V88H71ZM250 89H251V92H250V94H248L247 96H248V98H255L257 101L260 99L261 100V97H259L261 94H263L264 93V79H262L259 83H256L255 85H253V86H251L250 87ZM38 90V89H37ZM60 90V89H59ZM116 90V89H115ZM28 91H32V90H28ZM35 91V90H34ZM51 91V90H50ZM53 91V90H52ZM52 91H51V94L53 95V93H52ZM64 91V90H63ZM71 91H73V90H71ZM110 91H113V90H111L110 89ZM181 91H183V90H181ZM185 91V90H184ZM0 92H1V90H0ZM9 92V91H8ZM53 92H55V91H53ZM57 92V91H56ZM58 92H60V91H58ZM68 92H69V90H68ZM92 92V91H91ZM107 92H109V91H107ZM18 93V94H17ZM35 93V92H34ZM61 93V92H60ZM64 93V92H63ZM66 93V92H65ZM90 93V92H89ZM104 93V92H103ZM111 93V92H110ZM113 93V92H112ZM135 93V92H134ZM173 94H175L174 92H172ZM27 94V93H26ZM44 94H46V93H44ZM43 94V95H44ZM76 94V93H75ZM109 93H106V95H108ZM172 94V95H173ZM34 95V94H33ZM32 95V93H31V97L33 96ZM39 95V94H38ZM37 95V96H38ZM48 95V94H47ZM64 95V94H63ZM62 95V96H63ZM66 95V94H65ZM74 95V94H73ZM92 95H93V93H92ZM109 95H111V94H109ZM108 95V96H109ZM246 95V94H245ZM41 96V95H40ZM49 97H51L50 95H48ZM47 96V97H48ZM54 96V95H53ZM52 96V97H53ZM56 96V95H55ZM95 96V95H94ZM132 96V95H131ZM136 96V95H135ZM141 96V95H140ZM30 97V98H31ZM34 97H36V96H33L32 98H34ZM47 97H45V96H43L42 98H46V99H49V98H47ZM58 97V96H57ZM60 98H61V96H59ZM59 97H58V99L57 100H59ZM65 96H63L62 98H64ZM67 97V96H66ZM98 97V96H97ZM110 98H111V96H109ZM5 98V97H4ZM31 98V99H32ZM61 98V99H62ZM82 98V97H81ZM104 98V97H103ZM117 98H118V96H117ZM137 98V97H136ZM153 98V97H152ZM173 98V97H172ZM178 98H179V96H178ZM245 98V97H244ZM0 99H1V97H0ZM35 99V98H34ZM54 99V98H53ZM68 99H70V98H68ZM102 99V98H101ZM106 99L108 100L109 98H107L106 97ZM114 99H115V97H114ZM162 99V98H161ZM3 100V101H4ZM23 100V101H22ZM52 100V99H51ZM64 100V99H63ZM74 100V99H73ZM90 100V99H89ZM116 100V99H115ZM167 100V99H166ZM176 100V99H175ZM181 100H182V98H181ZM2 101V102H3ZM30 101V100H29ZM42 101H43V99H42ZM44 101H46L45 99H44ZM103 101V100H102ZM106 101V100H105ZM158 101V100H157ZM165 101V100H164ZM245 101H246V99H245ZM256 101V102H257ZM1 102V101H0ZM1 102V103H2ZM12 102L13 101H11V103L9 102V104H12ZM35 102H37V101H35ZM53 102V101H52ZM75 102V101H74ZM108 102V101H107ZM153 100H152V105H153ZM167 102V101H166ZM176 102V101H175ZM256 102H254V103H256ZM28 103V102H27ZM78 103V102H77ZM80 103V102H79ZM78 103V104H79ZM106 103V102H105ZM121 103V102H120ZM147 103V102H146ZM164 103V102H163ZM181 103V102H180ZM253 103V104H254ZM33 104V103H32ZM38 104V103H37ZM37 104H34V109L36 108V106H37ZM40 104H42V103H40ZM45 104V103H44ZM55 104H57V103H55ZM63 104V103H62ZM110 104V103H109ZM112 104V103H111ZM133 104V103H132ZM141 104V103H140ZM188 104V103H187ZM29 105H31V103L29 104ZM75 105V104H74ZM81 106H82V104H80ZM88 105H89V102H88ZM98 105H100L99 103H98ZM126 105H128V104H126ZM145 105V104H144ZM172 105V104H171ZM176 105H178V104H176ZM242 105V104H241ZM8 106H10V105H8ZM42 106V105H41ZM46 106H51L50 104L48 105V103L46 104V105H44V107H46ZM67 106H69V105H67ZM85 106H86V104H85ZM103 106V105H102ZM101 106V107H102ZM130 106V105H129ZM132 106V105H131ZM149 106V105H148ZM226 106V105H225ZM1 107V106H0ZM31 107V106H30ZM43 107V106H42ZM49 107H46L47 109H45L46 111L48 110V108ZM52 107L53 106H51V109H52ZM60 107H61V105H60ZM74 107V106H73ZM73 107H71V108H73ZM76 107V106H75ZM82 107H84V106H82ZM100 107V108H101ZM126 107H128V106H126ZM143 107V106H142ZM141 107V108H142ZM173 107V109L172 110H174L175 108H174V106H172ZM176 107V106H175ZM248 107V106H247ZM20 108V110H18ZM29 107H27V109H28ZM58 108V107H57ZM56 108V109H57ZM63 108V107H62ZM61 108V109H62ZM66 108V107H65ZM65 108H63V109H65ZM77 108V107H76ZM100 108L99 109H97V110H100ZM118 108V107H117ZM177 108V107H176ZM254 107H252V109H253ZM8 109H9V107H8ZM7 109V110H8ZM13 109H10V110H13ZM29 109H31V108H29ZM50 109V108H49ZM63 109L61 110L62 112H63ZM81 109V108H80ZM85 109V108H84ZM103 109V108H102ZM128 109V108H127ZM136 109V108H135ZM147 109V108H146ZM153 109V108H152ZM155 109V108H154ZM181 109V108H180ZM250 108H247V110H249ZM24 110V109H23ZM37 110L38 109H35V111H36V113H37ZM45 110H43L44 111V113L43 112H39L41 115L42 114H45ZM52 110H54L55 111V109L53 108ZM52 110H49V111H52ZM65 110H67V109H65ZM68 110H69V107H68ZM68 110H67V112H68ZM96 110V111H97ZM103 110H105V109H103ZM102 110V111H103ZM142 110H143V108H142ZM246 109H244V107L243 108H240V110H239V112H238V114L237 115H234L233 116V118L232 119H225L224 118V116H222V117H220V119L218 120V122H216L214 125H212V126H209V124H208V127H205V128H202V129H200V130H197V129H195V127H192L193 129H195L194 131L193 130H191L192 132H194V134H192V135H187V136H185V137H183V139L181 140V141H183V142H185V143H187L186 145H185V148H184V157H183V159L184 158H189V156H191V154H193V155H196V157H197V159L195 160L196 161V164H198V166H193V168L192 169H187L186 170V162L185 161H183V162H181L182 163V165H180L181 167V169L180 170H177V169H175L174 170V173L173 174H175L176 176H178V177H181V180H183V181H178L179 183H175L174 181V183L173 184H169V185H159V183H162L163 182V180L162 179H160V178H162L161 177V175H159V174H157L155 177H151V178H155V179H153V181L152 180H150V182H152L151 183V186H149V187H151L150 189H148L147 191H144L143 189H144V187L142 188L141 187V185H143V180H146V178L144 177V176H139L138 177V179H137V185H119L120 187V191L116 194V196H115V198L112 200H110L107 204H105V206H104V212L105 213H107L108 211L106 210L107 208L109 209V207L111 208L113 205H117V206H119L121 203V206L120 207H118V210H114L113 212H111V213H107L106 215H105V218H104V221H105V223L108 225V226H110V223H111V221L113 220V222L111 223L112 225L113 224H115V223H118V224H122V221L124 222V221H126L127 219H128V217L130 216V214H132V212H131V210H130V207L124 202V201H121V200H117L118 199V195H119V197L120 196H122L123 195V197H124V195L126 196V197H128L129 195L130 196H132L133 198H136L138 201H140V202H143V204L141 205L142 206V208L141 209H143V211H145L146 212V214L145 215H153V214H159L160 213V215H161V213H165L167 210H169V211H167V214L171 211H173L174 213H173V215H174V218H172L171 217V221L168 223V229H173L176 225H174V223L176 224V222H174V220L173 219H177V224H178V228H176V229H174L176 232H174L175 234H176V236H177V240L179 239H181L182 240V243L184 242L183 241V237H185V236H188L187 238V241L188 240H190L189 241V243H188V245L186 246V248H185V252H183V255H181V257L179 256V252H180V248H178V247H176V248H174L175 246L174 245H172V246H168V247H165L164 246V244L165 243H163L162 244V240H163V235H159L158 236V238L156 239L155 237V239H154V243L156 242V251H158V252H160L161 254L162 253H164L165 252V254L166 255H173L174 256V259H175V263H173V264H194V261L198 258V257H200L202 254H204L205 252H206V250H207V247H206V245H207V239H208V233H209V226H210V224L212 223V221L215 219V216H216V214H217V211H218V205L223 201V199H224V197L229 193V191L231 190V188H232V190H233V187L234 186H236V187H240L241 188V186H242V190H240V189H237L236 190V192H235V194L233 195L234 196V202L236 203V205L238 206L240 203V205H242L243 203H244V201L242 202L241 201V199H242V194H243V187L245 188V186H244V184H242V182H240V179H242V181H247V180H250L251 178H250V173H251V171H250V169L249 168H244L245 170L243 171V176H244V178H246V180L244 179V178H242V175H241V178H237L235 175H233L234 173H233V171H235L237 168L235 167V165H237V164H245L244 162L245 161H247L248 160V162H250V163H253V164H256V163H258L259 162V160H260V156L258 155V154H256L255 152H250V154H248L247 156H242V155H236V153H234V152H231V153H229L230 152V150L233 148V146L234 147H236V144H235V141H236V137H237V131H238V129L237 128H240V122H241V119H242V117L243 116H245L244 118H245V120H246V123H247V125L251 128L250 129V132H254V133H256V135H258V134H262L261 135V137H262V139L264 140V109L259 113L258 111L254 114L253 113V110L252 111H250L249 110V112H246L247 111ZM255 110H256V108H255ZM2 111H3V109H2ZM1 111V112H2ZM20 111V112H21ZM31 111H32V109H31ZM48 111V112H49ZM54 111H53V114H54ZM57 111V110H56ZM60 110L58 111L59 113L61 112ZM71 111V110H70ZM84 111V110H83ZM88 112H89V110H87ZM123 111V110H122ZM126 111V110H125ZM129 111V110H128ZM144 111V110H143ZM147 111V110H146ZM170 111V110H169ZM180 111V117L182 116V117H184V119L185 120H193V119H191L192 118V116L190 115V114H188V112H186V111H183V110H179ZM198 111V110H197ZM4 112V111H3ZM27 112V111H26ZM67 112H65V113H67ZM31 113H34V112H31ZM47 113V112H46ZM58 113V114H59ZM64 113V112H63ZM74 113H75V111H74ZM76 113H78V112H76ZM75 113V114H76ZM95 113H99L98 111L97 112H94V114ZM100 113H102L101 111H100ZM140 113H143V112H140ZM194 113V112H193ZM13 114V115H14ZM26 114V113H25ZM27 114H28V112H27ZM35 114V113H34ZM40 114H36V115H38V118H37V120L39 119V117H40ZM50 114V113H49ZM61 114V113H60ZM80 114V113H79ZM83 114V113H82ZM90 114V113H89ZM108 114V116H109V113H107ZM116 114V113H115ZM159 114V113H158ZM195 114V113H194ZM21 115H22V113H21ZM46 115V114H45ZM44 115V116H45ZM51 115V114H50ZM57 115V114H56ZM71 115V114H70ZM106 115V114H105ZM157 115V114H156ZM160 115V114H159ZM196 115V114H195ZM15 116H16V114H15ZM31 116V115H30ZM30 116H27V117H29L30 118ZM35 116V115H34ZM44 116H41V117H43L42 119H44V118H48L47 116L48 115H46V117H44ZM54 116V115H53ZM62 116V115H61ZM87 116V115H86ZM86 116L84 117L83 115H82V117L81 118H83V120H86ZM92 116V115H91ZM139 116V115H138ZM151 118L153 119V121H154V117H155V114H154V112L151 110ZM161 116V115H160ZM169 116H173V115H169ZM177 116V115H176ZM226 116V115H225ZM24 117H26V115L24 116ZM52 116H50V118H51ZM65 117V116H64ZM75 117V116H74ZM94 117V116H93ZM93 117L91 118V119H93ZM105 117H107V116H105ZM142 117H144V115L142 116ZM4 118V117H3ZM8 118V117H7ZM29 118H28V120H29ZM32 118H33V116H32ZM31 118V119H32ZM61 118V117H60ZM42 119L40 120V121H42ZM52 119V118H51ZM55 119V118H54ZM66 119V118H65ZM77 119H80V118H78L77 117ZM113 119V118H112ZM174 119H175V117H174ZM46 120H48V119H46ZM63 120H64V118H63ZM62 120V121H63ZM67 121H68V119H66ZM82 120V119H81ZM97 120V119H96ZM114 120V119H113ZM184 120V121H185ZM19 121V120H18ZM44 121V120H43ZM49 121V120H48ZM48 121H46V122H48ZM105 121H109V119L108 120H105ZM151 121V120H150ZM158 121V120H157ZM34 123L35 122H39V120L38 121H33ZM45 122V121H44ZM43 122V123H44ZM83 122V121H82ZM90 122L92 123L93 122V124H94V121H91L90 120ZM89 122V123H90ZM98 121H96V123H97ZM128 122V121H127ZM192 122V121H191ZM51 123V125L54 123V122H50ZM50 123H48V124H50ZM73 123H75L74 122V119H73ZM84 123H85V121H84ZM105 122H103V124H104ZM137 123H139V122H137ZM153 123V122H152ZM173 123V122H172ZM189 123V122H188ZM3 124V123H2ZM6 124V123H5ZM9 124V123H8ZM19 124V123H18ZM26 124H27V122H26ZM47 124V123H46ZM46 124H44L45 126H47ZM70 124V123H69ZM106 124H107V122H106ZM128 124V123H127ZM131 124H132V122H131ZM1 125V124H0ZM7 125V124H6ZM22 125V124H21ZM20 125V126H21ZM31 125H32V123H31ZM41 125H42V122H41ZM58 125V124H57ZM75 125H76V123H75ZM78 125H79V123H78ZM111 125V124H110ZM10 126H11V123H10ZM24 126V125H23ZM49 126V125H48ZM48 126H47V128H48ZM84 126H85V124H84ZM101 127V129L99 128V127ZM104 126V125H103ZM103 126H101V125H97V129L99 130H101L100 132H99V135L97 134L98 132V130H96V128H95V130L94 131H92V135H93V133L94 134H97L98 136H100V137H102L101 135H102V131L104 130H102V128H103ZM106 126L107 125H105V127L104 128H106ZM131 126V125H130ZM200 126V125H199ZM12 127V126H11ZM52 127H53V125H52ZM91 127H92V125H91ZM93 127H95V124H94V126ZM93 127L91 128V129H93ZM133 127V126H132ZM138 127V126H137ZM136 127V128H137ZM242 127V126H241ZM5 128V127H4ZM9 127L7 126V129H8ZM15 128V127H14ZM20 128V127H19ZM18 128V129H19ZM39 128V127H38ZM37 128V129H38ZM84 128V127H83ZM119 128V124H113L112 126H111V128L109 129V130H114V131H116L117 129ZM121 128H122V126H121ZM143 128L144 127H142V130H143ZM149 127H146V129H148ZM243 128V127H242ZM27 129V128H26ZM51 129H54V128H51ZM63 129V128H62ZM82 129V128H81ZM91 129H90V131H91ZM145 129V130H146ZM150 129V130H149ZM148 130V133H147V136H142V137H144L143 138V140H141V141H139V140H136V141H139L138 143H137V145H135L134 147H131L130 148V146H129V148L128 147H126V145H125V150L126 151H124V155L125 156H127L128 158H131V159H133V161H137V160H140V162L141 163H143L144 165H145V167H149L151 170H152V172H154V171H156V170H159V169H161L162 171V173H166L167 172V174H168V168H170L171 166H172V164L174 163L173 161H174V159H176L175 158V155H176V153H174L175 151H176V149H178V146H180L181 145V142L180 141H178L177 139V143L175 144L176 145V147H170V148H172L171 149V151L169 152L168 150V152L169 153H171V156H169V154L167 155V154H165V151H163V149H162V144L163 143H167V142H169V141H171V139H172V137L174 136L173 135V130H172V127H171V122L170 121H167V120H162L161 121V123L160 122H158V123H154V124H152V126H151V128H149ZM208 129H210L211 130V132L213 133H211V134H209V132H207L208 131ZM19 130H21V129H19ZM58 130V129H57ZM111 130V131H112ZM141 130V129H140ZM188 130V129H187ZM247 130V129H246ZM2 131V130H1ZM1 131H0V133H1ZM18 131V130H17ZM36 131V130H35ZM39 131H41V130H39ZM49 131V130H48ZM54 131V130H53ZM63 131V130H62ZM67 131V130H66ZM86 131V130H85ZM88 131H89V128H88ZM90 131L88 132V134H91L90 133ZM125 131V130H124ZM131 131V130H130ZM12 131H10V133H11ZM42 132V131H41ZM80 132V131H79ZM83 132H84V129H83ZM97 132V133H96ZM102 132V133H101ZM123 132V131H122ZM187 132V131H186ZM185 132V133H186ZM14 133V132H13ZM13 133H12V137H13ZM26 133V132H25ZM28 133H29V131H28ZM28 133H27V135H28ZM36 133H37V131H36ZM62 133V132H61ZM67 133V132H66ZM86 134H87V131L85 132ZM105 133V132H104ZM132 133V132H131ZM130 133V134H131ZM180 133V132H179ZM182 134L181 135H179V136H184V134H183V132H181ZM190 133V132H189ZM224 136V140H225V142H224V149H217V147L214 145V146H211L210 144H207V142H206V138H208V137H211L212 139H213V142L214 143H216V142H219L223 137H221V134ZM248 133H249V131H248ZM258 133V134H257ZM3 134V133H2ZM5 134H7V133H4V135ZM16 134H18V133H14V135H16ZM30 134V133H29ZM35 134V133H34ZM33 134V135H34ZM54 134H55V132H54ZM72 134V133H71ZM79 134V133H78ZM101 134V135H100ZM176 134V133H175ZM44 135V134H43ZM48 135V134H47ZM69 135H70V133H69ZM83 135H84V133H83ZM92 135H91V137H92ZM106 135H107V133H106ZM106 135H103V137L104 136H106ZM210 135V136H209ZM253 135V134H252ZM18 136H19V134H18ZM26 136V135H25ZM71 136V135H70ZM85 136V135H84ZM87 136V135H86ZM89 136V135H88ZM115 136V135H114ZM120 136H121V134H120ZM178 136V137H179ZM7 137V136H6ZM5 137V138H6ZM15 138H16V136H14ZM29 137H31V136H29ZM29 137H27V139L29 138ZM34 137V136H33ZM73 137V136H72ZM75 137V136H74ZM96 137V136H95ZM107 137V136H106ZM180 137V138H181ZM221 137V138H220ZM4 138V137H3ZM42 138H43V136H42ZM93 138V137H92ZM112 138V137H111ZM210 138V139H211ZM251 138V137H250ZM17 139H19V138H17ZM27 139H25L26 140V143H27ZM67 139H68V137H67ZM71 139V138H70ZM69 139V140H70ZM73 139V138H72ZM87 139V138H86ZM85 139V140H86ZM90 139V138H89ZM174 139V138H173ZM172 139V140H173ZM247 139V138H246ZM25 140H24V142H25ZM39 140V139H38ZM50 140V139H49ZM75 140V139H74ZM83 140V139H82ZM91 140V139H90ZM99 140H101V139H99ZM103 140H105V139H103ZM106 140H107V138H106ZM115 140V139H114ZM29 142H31L30 141V139L28 140ZM33 141V140H32ZM36 141V140H35ZM48 141V140H47ZM81 141V140H80ZM87 141V140H86ZM108 141V140H107ZM112 141V140H111ZM117 141V140H116ZM135 141V140H134ZM135 141V142H136ZM78 142V141H77ZM76 142V143H77ZM91 143L93 142V139H92V141H90ZM95 142H97V141H95ZM104 142V141H103ZM110 142V141H109ZM210 142V141H209ZM212 142V141H211ZM2 143V142H1ZM41 143V142H40ZM48 143V142H47ZM50 143V142H49ZM48 143V144H49ZM74 143V142H73ZM75 143V144H76ZM78 143H80V142H78ZM88 143V142H87ZM100 143V142H99ZM170 143H172V142H170ZM3 144V143H2ZM89 144V146H91L90 145V143H88ZM136 144V143H135ZM150 144H152L151 146H150ZM173 144V143H172ZM8 145V144H7ZM35 145H36V143H35ZM37 145H38V143H37ZM50 145V144H49ZM48 145V146H49ZM85 145V144H84ZM102 145H103V143H102ZM104 145H105V143H104ZM130 145V144H129ZM202 145H204V146H209V149L208 148H206L205 150H207L208 152H204V155H202V159H200V157H199V155H198V153H199V151H197L199 148H200V146H202ZM220 145V144H219ZM245 145V144H244ZM12 146V145H11ZM20 146V145H19ZM26 146V145H25ZM39 146V145H38ZM65 146V145H64ZM88 146V145H87ZM95 146H97L98 147V145L97 144H95ZM128 146V145H127ZM133 146V145H132ZM173 146V145H172ZM222 146V145H221ZM30 147V146H29ZM40 147V146H39ZM79 147V146H78ZM82 147V146H81ZM96 147V148H97ZM1 148V147H0ZM8 148V147H7ZM12 148V147H11ZM24 148H26V147H24ZM43 148H44V146H43ZM42 148V149H43ZM68 148V147H67ZM66 148V149H67ZM74 148V147H73ZM91 148V147H90ZM100 148V147H99ZM98 148V150L100 151L101 149H99ZM104 148V147H103ZM187 148V149H186ZM190 148V149H189ZM9 149H10V147H9ZM17 149V148H16ZM22 149H23V147H22ZM78 149V148H77ZM76 149V150H77ZM83 149V148H82ZM111 148L110 147H105L104 148V151H108V150H110ZM181 149V148H180ZM183 149V148H182ZM191 149L192 150H194L193 152H191ZM7 150V149H6ZM51 150H52V148H51ZM68 150H70V148L68 149ZM68 150H66L67 152H68ZM79 150V149H78ZM98 150H96L95 152L96 153H98ZM122 150V149H121ZM201 150H202V147H201ZM8 151V150H7ZM33 151V150H32ZM59 151H61L60 149H59ZM58 151V152H59ZM114 151V150H113ZM1 152V151H0ZM13 152H15V151H13ZM17 152H18V150H17ZM51 152V151H50ZM63 152V151H62ZM62 152H61V155H62ZM70 152H71V150H70ZM88 152V151H87ZM95 152H93L92 151V153H91V155H92V157L94 158V157H98L97 155L98 154H96ZM101 152V151H100ZM179 152V151H178ZM213 152V153H212ZM3 153V152H2ZM5 153V152H4ZM3 153V154H4ZM42 153V152H41ZM65 153V156H66V152H64ZM83 153V152H82ZM112 153H114V152H112ZM117 153H119V151L117 152ZM7 154H8V152H7ZM10 154H11V152H10ZM68 154H70V153H68ZM72 154H73V151H72ZM78 154V153H77ZM234 154V157L232 156ZM13 155V154H12ZM38 155V154H37ZM41 155V154H40ZM44 155V154H43ZM42 155V156H43ZM49 155V154H48ZM47 155V156H48ZM53 155V154H52ZM74 156H69V157H71V159H70V162H68L69 163V172H68V174H69V180H70V185H67V188L63 191V192H65V194L64 195H66L67 197H66V199H65V201H66V203H68V206L67 207H71L72 206V204L73 203H78V202H80V201H83V199H85V195H84V193H83V190H82V188L81 187H79V186H81V185H76L77 183L75 182V181H77V180H79V179H81L80 177L83 175V172H84V170H85V165L83 164V162H84V159L86 158H78V156H76L75 154H73ZM106 155V154H105ZM118 155V154H117ZM124 155H123V157H124ZM178 155V154H177ZM192 155V156H193ZM1 156V155H0ZM46 156V155H45ZM44 156V157H45ZM56 156H57V154H56ZM84 156V155H83ZM100 156V155H99ZM101 156H104V155H101ZM120 156V155H119ZM264 156V155H263ZM12 157V156H11ZM33 157H34V155H33ZM43 157V158H44ZM81 157V156H80ZM168 157H169V159H168ZM13 158V157H12ZM62 158H64V157H62ZM102 158H104V157H102ZM128 158H126V159H128ZM179 158V157H178ZM4 159H5V157H4ZM8 159V158H7ZM20 159V158H19ZM41 159V158H40ZM45 159V158H44ZM122 159V158H121ZM194 159H195V157H194ZM13 160V159H12ZM18 160V159H17ZM61 161H62V159H60ZM182 160V159H181ZM189 160V159H188ZM199 160H201L200 161V163H199ZM14 161H16V160H14ZM45 161V160H44ZM55 161V160H54ZM63 161H65V160H63ZM91 161V160H90ZM92 161H93V159H92ZM114 161V160H113ZM129 161V160H128ZM190 161V160H189ZM189 161H188V163H189ZM1 162V161H0ZM18 162V161H17ZM33 162H35V161H33ZM38 162H39V159H38ZM47 162V161H46ZM86 162H87V159H86ZM86 162H84V163H86ZM110 162V161H109ZM247 162V163H248ZM5 163V162H4ZM14 163V162H13ZM40 163V162H39ZM44 162H42V164L41 165H36L38 168H40V166H42V165H44L43 164ZM49 163V162H48ZM94 163V162H93ZM113 163H117V162H113ZM119 163V162H118ZM117 163V164H118ZM122 163H126V162H121V164ZM15 164H17V163H15ZM23 164V163H22ZM34 164V163H33ZM38 164V163H37ZM63 164V163H62ZM100 164V163H99ZM111 164V163H110ZM47 164H45L44 166H46ZM68 165V164H67ZM102 165V166H101ZM108 165V164H107ZM115 165V164H114ZM123 165V164H122ZM141 165V164H140ZM251 165V164H250ZM249 165V166H250ZM23 166H25L24 164H23ZM52 166H54V165H52ZM55 166H56V164H55ZM54 166V167H55ZM60 166V165H59ZM95 167H96V165H94ZM100 166L101 167H106V165L105 164H100ZM15 167V166H14ZM18 167V166H17ZM32 167H34V166H31V168ZM49 167V166H48ZM26 168H27V170L26 171H29L28 170V167L26 166ZM25 168V169H26ZM35 168V167H34ZM34 168H33V170L32 171H34ZM37 168V169H38ZM60 168H61V166H60ZM142 168V167H141ZM175 168V167H174ZM4 169V168H3ZM16 169H19V168H16ZM41 169H42V167H41ZM41 169H39L40 171H41ZM45 169V168H44ZM50 169V168H49ZM91 169V168H90ZM243 169V168H242ZM9 170V169H8ZM43 170V169H42ZM53 170H55V169H53ZM53 170L51 169V171H52V173H53ZM60 169H58V171H59ZM68 170V169H67ZM88 170V169H87ZM102 170V169H101ZM31 171V172H32ZM38 171V170H37ZM64 171V170H63ZM160 171V170H159ZM19 172V171H18ZM30 172V171H29ZM43 172V171H42ZM45 172H46V170H45ZM107 172V171H106ZM143 172V171H142ZM146 172V171H145ZM149 172V171H148ZM180 172H182L181 174H180ZM3 173V172H2ZM9 173H12V172H9ZM15 173H17V172H15ZM22 173H24V172H22ZM34 173H35V171H34ZM33 173V174H34ZM61 174H62V172H60ZM59 172L57 173V174H60ZM127 173V172H126ZM129 173V172H128ZM141 172H139V174H140ZM230 173H233L232 174V180L231 181H229V175H230ZM7 174V173H6ZM27 174V173H26ZM30 174V173H29ZM33 174H31V175H33ZM49 174V173H48ZM48 174H46V176L48 175ZM55 174V173H54ZM53 174V175H54ZM87 174V173H86ZM125 174V173H124ZM146 174H148V173H146ZM229 174V175H228ZM12 175V174H11ZM18 175V174H17ZM22 175V174H21ZM28 175V174H27ZM36 175H38V177H42V176H39V174L37 173ZM85 175V174H84ZM175 175H173V179H175L176 180V176ZM2 176V175H1ZM7 176V175H6ZM10 176V175H9ZM8 176V177H9ZM23 177H24V174L22 175ZM30 176V175H29ZM28 176V177H29ZM50 176V175H49ZM48 176V177H49ZM62 176V175H61ZM61 176H60V178H61ZM65 176V175H64ZM122 176V175H121ZM137 176H138V174H137ZM151 176V175H150ZM149 176V177H150ZM22 177V178H23ZM27 177V176H26ZM51 177V176H50ZM86 177V176H85ZM135 177H136V175H135ZM147 177V179L149 178L148 176H146ZM34 178H36V177H34ZM52 178H53V176H52ZM51 178V179H52ZM59 178V179H60ZM121 178V177H120ZM150 178V179H151ZM50 179V180H51ZM85 179V178H84ZM201 179H206V182H205V185H200L199 184V180H201ZM234 179V180H233ZM40 180V179H39ZM56 180H57V178H56ZM178 180H179V178H178ZM3 181V180H2ZM28 181V180H27ZM37 181V180H36ZM81 181V180H80ZM83 181H85V180H83ZM171 181V180H170ZM177 181V180H176ZM63 182V181H62ZM204 182V181H203ZM13 183V182H12ZM35 183V182H34ZM38 183V182H37ZM58 183V182H57ZM85 183V182H84ZM109 183V182H108ZM118 183V182H117ZM15 184V183H14ZM23 184V183H22ZM36 184V183H35ZM43 184V183H42ZM64 184V183H63ZM140 184V185H139ZM148 184V183H147ZM202 184V183H201ZM239 184V185H238ZM2 185V184H1ZM13 185V184H12ZM19 185V184H18ZM65 185V184H64ZM84 185V184H83ZM116 185V184H115ZM115 185H105V187H103V189H104V191H106V193L108 194V195H110V194H112V193H114V190H115ZM232 185H234V186H232ZM5 186V185H4ZM33 186V185H32ZM85 186V185H84ZM6 187H7V185H6ZM20 187V186H19ZM36 187H38V184H37V186ZM41 187V186H40ZM43 187V186H42ZM83 187V186H82ZM11 187H9L8 186V189L7 190H9ZM15 188V187H14ZM18 188V187H17ZM96 188H97V186H96ZM12 189V188H11ZM10 189V190H11ZM19 189V188H18ZM23 189V188H22ZM38 189V188H37ZM43 189V188H42ZM86 189V188H85ZM93 189V188H92ZM98 190H99V188H97ZM125 189H126V191H125ZM16 190V189H15ZM24 190H26V189H24ZM23 190V191H24ZM32 190V189H31ZM36 190V189H35ZM46 190H48V189H46ZM89 190V189H88ZM96 190V189H95ZM109 190H110V192H109ZM12 191V190H11ZM28 191V190H27ZM34 191V190H33ZM45 191V190H44ZM55 191V190H54ZM94 191V190H93ZM93 191L91 190V191H89V192H91L92 194H93ZM7 192V191H6ZM19 193V191H16V193ZM121 192V193H120ZM125 192H128V193H126L125 194ZM4 193V192H3ZM32 193H34V192H32ZM56 193V192H55ZM90 193V194H91ZM10 194H12V193H10ZM20 194H21V191H20ZM22 194H23V192H22ZM35 194V193H34ZM36 194H37V192H36ZM36 194L33 196L34 197V199L36 198ZM43 194V192L41 193V195ZM46 194H49L48 192L46 193ZM53 194V193H52ZM247 194V193H246ZM33 195V194H32ZM38 195V194H37ZM72 195V197H70ZM4 196V195H3ZM2 196V197H3ZM6 196V195H5ZM54 196V195H53ZM52 196V198H50L51 200L54 198ZM90 196V195H89ZM92 196V195H91ZM185 196H187V198H185ZM233 196H232V198H233ZM7 197V196H6ZM6 197H3V199L4 198H6ZM30 197H31V195H30ZM33 197H31V198H33ZM39 197V196H38ZM43 197H45V195H43L42 197H41V199L40 200H42V198ZM61 197V196H60ZM21 198V197H20ZM40 198V197H39ZM47 198V197H46ZM67 198H68V201H67ZM245 198V197H244ZM251 198V197H250ZM49 199V200H50ZM89 199H91V198H89ZM0 200L2 201V198H0ZM15 200V199H14ZM39 200V201H40ZM45 200V201H44ZM43 201L47 204V201H46V199H44ZM55 200V199H54ZM53 200V201H54ZM19 201V200H18ZM22 201V200H21ZM61 201V200H60ZM120 201H121V203H120ZM245 201H247V200H245ZM249 201V200H248ZM4 202H6V201H4ZM14 202V201H13ZM16 202V201H15ZM15 202H14V204H15ZM35 202H37V201H35ZM49 202V201H48ZM85 202H87V201H85ZM84 202V203H85ZM130 202V201H129ZM250 202V201H249ZM24 203V202H23ZM29 203V202H28ZM30 203H31V201H30ZM29 203V204H30ZM42 203V202H41ZM56 203V202H55ZM83 203V204H84ZM89 203H90V201H89ZM104 203V202H103ZM106 203V202H105ZM1 204V203H0ZM6 204V203H5ZM11 204V203H10ZM20 204H22V202L20 203ZM19 204V205H20ZM39 204H40V202H39ZM64 204V203H63ZM17 205V204H16ZM18 205V206H19ZM52 205V204H51ZM55 205V204H54ZM58 205V204H57ZM86 205V204H85ZM100 205V204H99ZM172 205V206H171ZM3 206V208L5 207L4 205H2ZM2 206H0L1 208H2ZM32 206V205H31ZM35 205H33V207H34ZM42 206V205H41ZM48 206V205H47ZM14 207V206H13ZM55 207H59V206H53L51 209H56ZM62 207V206H61ZM65 207V206H64ZM128 208V210L126 209V208ZM5 208H8V207H5ZM16 208H17V206H16ZM15 208V209H16ZM24 208V207H23ZM50 208V207H49ZM63 208V207H62ZM69 208L67 209V210H64V211H61L60 212V215H58V217L55 219V221H53L54 223H53V225H55V224H60V225H64V226H66V224L68 225L69 223H70V221H71V217H73L72 215H71V212H70V210H69ZM173 208V210H171ZM24 209H26V208H24ZM31 209V208H30ZM29 209V210H30ZM34 209V208H33ZM36 209H37V207L35 208V214H36ZM39 209H41L40 207H39ZM71 209V208H70ZM1 210V209H0ZM3 210V209H2ZM2 210L0 211V212H2ZM8 210V209H7ZM7 210H5L4 209V211H7ZM10 210V209H9ZM9 210H8V212H7V214L9 213ZM23 210V209H22ZM41 210H43V209H41ZM40 210V211H41ZM53 210V211H54ZM59 210V209H58ZM106 210V211H105ZM134 210V209H133ZM230 210V209H229ZM232 210V209H231ZM16 212H17V210H15ZM19 211V210H18ZM25 211V210H24ZM33 211V210H32ZM164 211V212H163ZM21 212H23V211H21ZM21 212H20V214H21ZM59 212V211H58ZM135 212V211H134ZM4 213V212H3ZM34 213V212H33ZM38 213H40V212H38ZM136 213H137V211H136ZM5 214V213H4ZM11 214V213H10ZM41 214V213H40ZM141 214H143L144 215V213H141ZM16 215V214H15ZM49 215V214H48ZM136 215V214H135ZM166 215V214H165ZM169 215V214H168ZM172 215V214H171ZM170 215V216H171ZM34 216V215H33ZM138 216H139V214H138ZM177 216V217H176ZM11 217V216H10ZM10 217L8 218V219H10ZM20 217V216H19ZM27 217H29V216H27ZM36 217H37V214H36ZM39 217V216H38ZM46 217V216H45ZM54 217V216H53ZM131 217V216H130ZM129 217V218H130ZM132 217H133V215H132ZM141 217V216H140ZM150 217V216H149ZM168 217V216H167ZM20 218H22V217H20ZM29 218H31L32 219V217H29ZM40 218V217H39ZM39 218H37V219H39ZM134 219H136V217L134 216L133 217ZM151 218V217H150ZM169 218V217H168ZM168 218H166V219H168ZM12 219V218H11ZM11 219H10V221H11ZM19 219V218H18ZM23 219V218H22ZM26 219V218H25ZM34 219V218H33ZM36 219V218H35ZM82 219V218H81ZM139 220H141L140 218H138ZM219 229H218V234H219V236L220 237H225L226 238V242L223 244L224 245V247L223 246H219V247H216V249L214 250V252L212 251V256L213 257H216L217 255H220L221 253H222V251H224V249H227L226 248V246L230 243V241H231V239L234 237V235H235V233H237V228L239 227V225H240V222H241V218H240V216L236 213V212H232V211H226L223 215H221L219 218ZM6 220V219H5ZM27 220V219H26ZM25 220V221H26ZM50 220V219H49ZM48 220V221H49ZM74 220V219H73ZM0 221H2V219L0 220ZM19 221V220H18ZM28 222L27 223H29V220H27ZM32 221V220H31ZM35 221V220H34ZM80 221V220H79ZM129 221V220H128ZM134 221V220H133ZM142 221V220H141ZM168 221V220H167ZM12 222V221H11ZM37 222H38V220H37ZM143 222H144V220H143ZM147 222V221H146ZM16 223H17V221H16ZM25 223V222H24ZM26 223V224H27ZM31 223V222H30ZM29 223V224H30ZM34 223V222H33ZM36 223V222H35ZM139 223V222H138ZM1 224V223H0ZM3 224V223H2ZM38 224V223H37ZM163 224H164V222H163ZM162 224V225H163ZM9 225H11V223L9 224ZM20 225V224H19ZM32 225V224H31ZM36 225V224H35ZM34 225V226H35ZM46 225V224H45ZM104 225V224H103ZM125 225V224H124ZM127 225V224H126ZM144 225V224H143ZM14 226V225H13ZM13 226H12V228H13ZM34 226H33V228H34ZM38 226V225H37ZM48 226V225H47ZM50 226V225H49ZM56 226V225H55ZM70 226V225H69ZM105 226V225H104ZM132 226V225H131ZM134 226V225H133ZM161 226V225H160ZM11 227V226H10ZM31 227V226H30ZM41 228H42V226H40ZM58 227V226H57ZM157 227V226H156ZM167 227H166V229H167ZM5 228V227H4ZM32 228V229H33ZM41 228H39V229H41ZM47 228V227H46ZM126 228V227H125ZM128 228V227H127ZM126 228V229H127ZM133 228V227H132ZM11 229V228H10ZM21 229V228H20ZM38 229V228H37ZM38 229V230H39ZM110 229V228H109ZM114 229V228H113ZM116 229H118V228H116ZM125 229V230H126ZM145 229V228H144ZM13 230V229H12ZM11 230V231H12ZM15 230V229H14ZM30 230V229H29ZM35 230V229H34ZM57 230V229H56ZM76 230V229H75ZM122 230V229H121ZM143 230V228L141 229V231ZM162 230V229H161ZM164 230V229H163ZM162 230V231H163ZM23 231V230H22ZM47 231H49V227H48V230ZM50 231H52V230H50ZM69 231V230H68ZM77 231V230H76ZM80 231V230H79ZM130 231V230H129ZM148 231V230H147ZM151 231V230H150ZM158 231V230H157ZM8 232V231H7ZM30 232H31V230H30ZM41 232V231H40ZM44 232V231H43ZM58 232V231H57ZM60 232V231H59ZM82 232V231H81ZM126 232V231H125ZM17 233V232H16ZM22 233V232H21ZM32 233V232H31ZM39 233V232H38ZM121 233H122V231H121ZM146 233V232H145ZM163 233V232H162ZM165 233V232H164ZM171 233V232H170ZM4 234L5 233H3V235H0V237L1 236H4ZM52 234H53V232H52ZM77 234H78V232H77ZM123 234H125V233H123ZM172 234V233H171ZM9 235V234H8ZM31 235V234H30ZM35 236H36V233L34 234ZM50 235H51V232H50ZM61 235V234H60ZM82 235H84V234H82ZM105 235V234H104ZM119 235H121L120 233H119ZM137 235V234H136ZM165 235V234H164ZM5 236H6V234H5ZM52 236V235H51ZM108 236V235H107ZM113 236V235H112ZM142 236V235H141ZM166 236V235H165ZM174 236V235H173ZM236 236V235H235ZM7 237V236H6ZM5 237V238H6ZM17 237V236H16ZM20 237V236H19ZM23 237V236H22ZM32 237V236H31ZM43 237V236H42ZM41 237V238H42ZM53 237H54V239H55V236L53 235ZM57 237V236H56ZM61 237V236H60ZM81 237V236H80ZM111 237V236H110ZM115 237V236H114ZM113 237V238H114ZM118 237V236H117ZM116 237V239H118ZM175 237V236H174ZM26 239H27V237H25ZM33 238V237H32ZM52 238V237H51ZM127 238V237H126ZM125 238V239H126ZM130 238H131V236H130ZM186 238V237H185ZM224 238V239H225ZM25 239V240H26ZM28 239H29V237H28ZM45 239V238H44ZM50 239V238H49ZM58 239V238H57ZM57 239H55V240H57ZM65 239V238H64ZM68 238H66V240H67ZM102 239H103V237H102ZM106 239H107V237H106ZM122 239H124V238H122ZM128 239V238H127ZM3 240V239H2ZM34 240V239H33ZM52 240V239H51ZM61 240V239H60ZM63 240V239H62ZM78 240V239H77ZM110 240V239H109ZM111 240H112V238H111ZM134 240V239H133ZM167 240H171V239H167ZM235 240V239H234ZM16 241V243H17V240H15ZM35 241V240H34ZM38 241H39V239H38ZM44 241V240H43ZM76 241V240H75ZM82 241V240H81ZM115 241H117V240H115ZM119 241H120V239H119ZM124 241V240H123ZM134 241H136V240H134ZM42 242V241H41ZM54 242V241H53ZM111 242V241H110ZM109 242V243H110ZM118 242V241H117ZM24 243V242H23ZM49 244H50V242H48ZM65 243V242H64ZM108 243V244H109ZM119 243V242H118ZM132 243H134V242H127V244L126 245H124V246H122V249L120 250V252L118 253V258L117 257H115V258H113L112 259V263L113 264H115V263H117V264H120L121 262H119L120 260V258L119 257H121V256H123V254L126 252V251H128L131 247V245H132ZM3 244V243H2ZM2 244H1V246H2ZM12 244V243H11ZM37 244V243H36ZM43 244V243H42ZM54 244V243H53ZM56 244V243H55ZM59 244V243H58ZM83 244V243H82ZM91 244V243H90ZM219 244V243H218ZM232 244V243H231ZM12 245H14V243L12 244ZM45 245H46V243H45ZM52 245V244H51ZM60 245V244H59ZM65 245H67V244H65ZM117 245V244H116ZM171 245V244H170ZM180 245H182V244H180ZM8 246V245H7ZM20 246V245H19ZM84 246V245H83ZM110 246V245H109ZM183 246H184V244H183ZM182 246V247H183ZM217 246V245H216ZM52 247V246H51ZM89 247H90V245H89ZM116 247V246H115ZM118 247V246H117ZM16 248V247H15ZM20 248V247H19ZM50 248V247H49ZM62 248V247H61ZM103 248V247H102ZM114 248V247H113ZM253 248V247H252ZM18 249V248H17ZM48 249V248H47ZM255 249V248H254ZM9 250V249H8ZM46 250V249H45ZM49 250V249H48ZM69 250V249H68ZM105 250V249H104ZM117 251H118V248L116 249ZM1 251V250H0ZM7 251V250H6ZM44 251V250H43ZM70 251V250H69ZM68 251V252H69ZM10 252V251H9ZM13 252V251H12ZM12 252H10V253H12ZM50 252V251H49ZM71 252V251H70ZM1 253V252H0ZM41 253H43L42 252V250H41ZM59 253V254H58ZM63 253V252H62ZM66 253V252H65ZM7 254H8V251H7ZM14 254V253H13ZM49 254V253H48ZM51 254L52 255H54V257L56 256V259H60L62 256V254H61V252H56V251H52L51 252ZM69 254H71V253H69ZM214 254V255H213ZM31 255V254H30ZM243 255V254H242ZM66 256V255H65ZM68 256V255H67ZM211 256V255H210ZM237 256V255H236ZM240 256V255H239ZM239 256H237V257H239ZM1 257V256H0ZM11 257V256H10ZM37 257H39L38 258V263L37 264H49V262H46V260L44 261L43 260V258H44V256H43V258H40V257H42L40 254H38L37 255ZM36 257V258H37ZM53 257V258H54ZM48 258H50V257H48ZM68 258V257H67ZM242 258V257H241ZM241 258H239V259H241ZM5 259V258H4ZM3 259V260H4ZM12 259H14V258H12ZM24 259H25V257H24ZM234 259V258H233ZM9 260V259H8ZM10 260H11V258H10ZM65 260V259H64ZM68 260V259H67ZM218 260V259H217ZM236 260V259H235ZM238 260V259H237ZM1 261L2 260H0V263H1ZM6 261V260H5ZM12 261V260H11ZM50 261V260H49ZM71 261V260H70ZM219 261V260H218ZM230 261H231V259H230ZM263 261V260H262ZM262 261H260V262H262ZM21 262V261H20ZM19 262V263H20ZM54 262V261H53ZM52 262V263H53ZM58 262V261H57ZM72 262V261H71ZM70 262V263H71ZM58 263H60V261L58 262ZM84 263V260L82 259V264ZM91 263V262H90ZM17 264V263H16ZM66 264V263H65ZM68 264V263H67ZM164 264V263H163ZM166 264H169V263H166ZM206 264V263H205ZM226 264H227V262H226ZM258 264H261V263H258ZM262 264H264V261L262 262Z\"/></svg>", "mask_w": 264, "mask_h": 264}]
</instances>
